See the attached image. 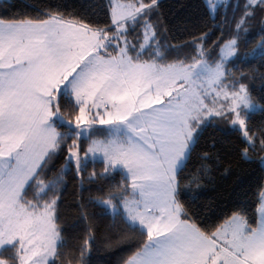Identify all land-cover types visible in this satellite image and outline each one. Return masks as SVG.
Wrapping results in <instances>:
<instances>
[{
    "label": "snow or ice",
    "instance_id": "snow-or-ice-1",
    "mask_svg": "<svg viewBox=\"0 0 264 264\" xmlns=\"http://www.w3.org/2000/svg\"><path fill=\"white\" fill-rule=\"evenodd\" d=\"M161 7V0H108L98 22L58 11L0 19V264L61 261L60 182L41 179L58 155L81 185L101 186L96 202L143 237L123 264H264V185L255 226L240 208L206 228L184 176L213 123L239 133L243 158L264 153V123H252L246 77L237 80L228 67L250 55L237 51L238 38L258 17L264 34V0L237 5L233 36L216 43V58L204 32L191 41L197 55L170 61ZM198 158L202 169L219 159L209 151ZM118 170L120 182L103 187ZM94 242L89 225L79 264Z\"/></svg>",
    "mask_w": 264,
    "mask_h": 264
},
{
    "label": "trees",
    "instance_id": "trees-1",
    "mask_svg": "<svg viewBox=\"0 0 264 264\" xmlns=\"http://www.w3.org/2000/svg\"><path fill=\"white\" fill-rule=\"evenodd\" d=\"M242 0H232L220 6L216 15L209 12L205 0H161V18L166 32L162 37L165 52L169 60L184 59L197 55L191 43L193 35L207 32V45L210 55L216 58L219 49L216 43L227 41L233 36L234 16H238L237 5ZM108 0H0V19L5 21L17 18H36L49 12H61L82 18L86 22L105 20ZM264 34H261L259 17L248 25L246 33L238 38L237 51L241 54L232 58L228 67L237 80L243 74L244 83L260 108L251 111L252 123L259 126L264 123ZM66 126H61L64 130ZM241 147L239 133L225 123H213L203 131L196 152L192 154L184 171L186 182H191L190 199L198 223L206 228H215L224 222L237 209H245L250 222L255 226L259 222L256 212L257 193L264 185V164L260 157L264 153L249 151L251 160L243 158L238 149ZM209 151L218 162H209L207 169L201 168L198 156ZM100 169V160L95 163ZM91 170V167L90 169ZM122 170L103 187L120 182ZM41 179L46 183L58 180L60 201L58 202V224L61 229L63 251L59 264H79V246L88 236L89 225L95 242L87 255V264H123L124 260L139 249L143 237L139 232L128 231L120 217L96 202L101 195L96 184L81 185L70 168H65L63 156H57L44 170ZM199 184L200 187L196 185ZM37 195L39 189L35 188ZM32 199V193H29ZM8 255V253H5Z\"/></svg>",
    "mask_w": 264,
    "mask_h": 264
},
{
    "label": "rangeland",
    "instance_id": "rangeland-1",
    "mask_svg": "<svg viewBox=\"0 0 264 264\" xmlns=\"http://www.w3.org/2000/svg\"><path fill=\"white\" fill-rule=\"evenodd\" d=\"M231 1H232V0H212V3L216 6V9H217L216 12H215V13H212V14H213V15H216V13L218 12L220 6H222V5L225 6V5L229 4ZM112 2L115 3L116 0H112ZM119 2H120V3H126V2H129V0H119ZM259 47H261L260 52H261V53H264V46H262V44H261ZM248 89H249V87H248ZM252 99H253V98H252ZM259 108H260L259 104L256 103V102L254 101V99H253V107L250 109V112H251V111H255V110L259 109ZM225 124H226V123H225ZM227 125H228V124H227ZM99 138H103V137L101 136V137H99Z\"/></svg>",
    "mask_w": 264,
    "mask_h": 264
},
{
    "label": "crops",
    "instance_id": "crops-1",
    "mask_svg": "<svg viewBox=\"0 0 264 264\" xmlns=\"http://www.w3.org/2000/svg\"><path fill=\"white\" fill-rule=\"evenodd\" d=\"M259 219H260V217H259Z\"/></svg>",
    "mask_w": 264,
    "mask_h": 264
}]
</instances>
